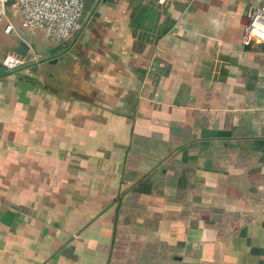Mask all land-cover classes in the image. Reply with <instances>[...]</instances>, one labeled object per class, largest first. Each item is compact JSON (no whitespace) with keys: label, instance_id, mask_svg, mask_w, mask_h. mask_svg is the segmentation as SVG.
Wrapping results in <instances>:
<instances>
[{"label":"crops","instance_id":"obj_1","mask_svg":"<svg viewBox=\"0 0 264 264\" xmlns=\"http://www.w3.org/2000/svg\"><path fill=\"white\" fill-rule=\"evenodd\" d=\"M259 1L83 0L62 41L6 6L0 264H264Z\"/></svg>","mask_w":264,"mask_h":264},{"label":"built area","instance_id":"obj_2","mask_svg":"<svg viewBox=\"0 0 264 264\" xmlns=\"http://www.w3.org/2000/svg\"><path fill=\"white\" fill-rule=\"evenodd\" d=\"M7 5L18 15L21 27L41 28L46 36L56 41L71 37L79 27L83 12V0H0V24ZM10 29V24H4L5 32ZM240 39L244 44L258 45L264 52V0L249 7ZM24 60V55L13 51H5L0 57V63L8 69Z\"/></svg>","mask_w":264,"mask_h":264}]
</instances>
